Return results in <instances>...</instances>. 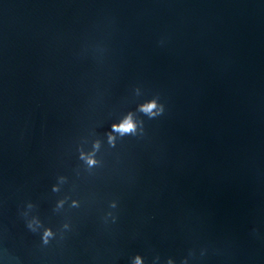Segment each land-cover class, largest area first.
<instances>
[{
    "label": "water",
    "instance_id": "1",
    "mask_svg": "<svg viewBox=\"0 0 264 264\" xmlns=\"http://www.w3.org/2000/svg\"><path fill=\"white\" fill-rule=\"evenodd\" d=\"M137 258L264 264V0H0V264Z\"/></svg>",
    "mask_w": 264,
    "mask_h": 264
},
{
    "label": "clouds",
    "instance_id": "2",
    "mask_svg": "<svg viewBox=\"0 0 264 264\" xmlns=\"http://www.w3.org/2000/svg\"><path fill=\"white\" fill-rule=\"evenodd\" d=\"M156 105L155 103H152V104H149L145 107V111L146 112H150L153 108H155ZM135 128V125L131 122V120H125L124 122H122L120 125H114V129L121 132V133H127V132H131L133 131ZM89 163L92 164V163H95V161L93 160H89ZM50 233H46V235H48ZM136 264H141L139 258H137L136 260Z\"/></svg>",
    "mask_w": 264,
    "mask_h": 264
}]
</instances>
